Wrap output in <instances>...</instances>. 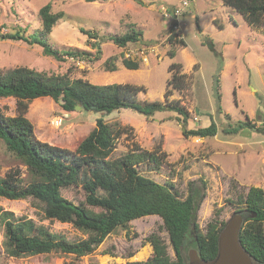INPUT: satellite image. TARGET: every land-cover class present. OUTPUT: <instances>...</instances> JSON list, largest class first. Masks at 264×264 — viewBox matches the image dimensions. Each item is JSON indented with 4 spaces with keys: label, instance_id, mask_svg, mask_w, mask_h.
Wrapping results in <instances>:
<instances>
[{
    "label": "rangeland",
    "instance_id": "374dc122",
    "mask_svg": "<svg viewBox=\"0 0 264 264\" xmlns=\"http://www.w3.org/2000/svg\"><path fill=\"white\" fill-rule=\"evenodd\" d=\"M181 2L0 0V68L23 65L48 76L68 73L71 78L82 77L96 84L129 82L145 87L138 95L141 100L176 99L184 104L190 113L187 121L169 110L152 116L127 108L112 113L83 109L67 112L47 96L28 101L26 116L40 140L70 149L76 148L90 133L99 117L129 129L117 142L116 156L136 144L151 151L160 144L165 154L161 168L155 170L154 164L145 162L139 169L162 184L173 183L172 190L181 198L188 195L191 182L205 180L206 195L198 210L197 222L200 232L206 233L211 221L223 225L238 213L240 194H246L251 186L264 188V132L250 128L235 133L224 131L228 125L244 120L264 125V24L251 26L241 13L224 5L222 0H190L175 27L176 22L165 14L162 6L168 3L173 9ZM47 3H51L54 12H64L51 32L52 45L59 49H85L94 52L96 57L101 54L99 58L58 60L44 54L40 45L2 37L17 31L27 35L39 33L38 12ZM132 27L143 31L141 41L123 47L112 41L102 42L100 53L91 47L87 34L81 30L124 34ZM172 34L182 37L186 45L172 46L168 41ZM171 49H176L174 57L169 55ZM129 55L140 60L138 69L124 65L123 60ZM111 56L116 58L115 71L104 67ZM173 62L182 63L188 84L183 90H174L166 96L172 74L169 67ZM0 110L7 115L18 114L17 99L0 100ZM212 121L218 125V132L213 136L185 133ZM17 167L27 183L30 180L27 167L0 139V177ZM62 194L75 203L85 200V192L78 186L63 188ZM0 209L33 219L69 240L88 237L87 232L72 223L43 218L30 198L0 196ZM153 232L164 238L170 256L176 258L163 219L157 214L131 220L127 227L108 234L94 251L83 256L62 252L11 256L5 248L6 229L0 219V264H125L147 260L153 254L147 237Z\"/></svg>",
    "mask_w": 264,
    "mask_h": 264
},
{
    "label": "trees",
    "instance_id": "16d2710c",
    "mask_svg": "<svg viewBox=\"0 0 264 264\" xmlns=\"http://www.w3.org/2000/svg\"><path fill=\"white\" fill-rule=\"evenodd\" d=\"M224 5L236 9L253 27L264 24V0H222ZM168 4V3H166ZM1 13V12H0ZM41 21L39 33L26 34L17 31L2 37L23 40L30 45H40L46 55L58 60L69 57L93 61L94 52L76 47H54L50 42L51 32L64 12H54L51 3L43 5L38 12ZM97 53L101 52L102 42L112 41L120 47L142 40L143 31L136 27L124 34L99 32L81 28ZM174 46L186 45L177 34L168 38ZM169 55L174 57L176 49ZM124 65L138 69V58L126 57ZM108 71L117 70L116 58L109 57L104 62ZM168 91L183 90L188 82L183 65L171 63ZM218 85V84H217ZM219 86V85H218ZM145 87L133 83L96 84L82 77L71 78L68 73L45 75L28 66L0 68V100L9 97L17 99L19 113L7 115L0 110V139L7 149L27 167L30 180L25 183L22 170L12 168L0 177V196L9 199H32L40 209L42 217L50 220L72 223L88 233V237L69 240L63 234L53 232L33 219L15 216L10 210L0 209V219L5 224V248L11 256L35 255L51 252L72 253L83 256L94 251L106 236L120 227H127L131 220L146 215L157 214L169 233L170 243L176 258L168 252V244L157 232L151 233L147 241L153 246V254L147 260L129 261L125 264H188L187 250L197 248L201 258L213 259L219 249V234L225 225L211 221L206 233L199 230L197 213L206 195L207 183L193 181L189 184L186 198L179 197L172 190L173 183L162 184L143 174L139 169L142 163L154 164L159 170L165 154L161 145L154 150H146L136 144L116 156L117 142L128 128L120 123L106 122L102 117L96 120L95 127L74 149L40 140L34 125L26 116L28 101L41 97H51L59 102L67 112L81 105L83 110L94 113H112L119 109H132L145 116L158 111H175L187 121L190 113L179 100H141L138 95ZM220 98V94L218 93ZM250 128L264 132V125L251 121H240L224 128L226 133H235ZM218 125L212 121L207 126L185 130L186 134L200 137L213 136ZM81 187L85 200L75 203L62 194L63 188ZM237 202L241 204L244 222L240 240L244 248L257 264H264V188L251 186L246 194H240ZM99 208L100 210H95ZM255 214V216H253Z\"/></svg>",
    "mask_w": 264,
    "mask_h": 264
},
{
    "label": "water",
    "instance_id": "95a60500",
    "mask_svg": "<svg viewBox=\"0 0 264 264\" xmlns=\"http://www.w3.org/2000/svg\"><path fill=\"white\" fill-rule=\"evenodd\" d=\"M82 108L77 105V109ZM243 222L241 213L233 214L220 231L217 255L206 260L201 258L197 248H191L188 252V264H257L241 243L240 231Z\"/></svg>",
    "mask_w": 264,
    "mask_h": 264
},
{
    "label": "built area",
    "instance_id": "2783aa9c",
    "mask_svg": "<svg viewBox=\"0 0 264 264\" xmlns=\"http://www.w3.org/2000/svg\"><path fill=\"white\" fill-rule=\"evenodd\" d=\"M190 0H182L180 4L175 6L173 9L170 8V4H167V6L163 5L162 8L164 9V12L167 16L172 17L173 21H175V27L179 24V19L183 15V13L186 10V7H189ZM129 57L134 58L133 56L129 55Z\"/></svg>",
    "mask_w": 264,
    "mask_h": 264
}]
</instances>
